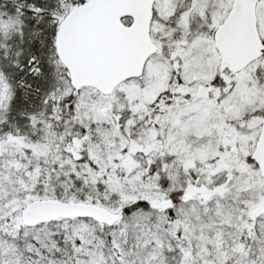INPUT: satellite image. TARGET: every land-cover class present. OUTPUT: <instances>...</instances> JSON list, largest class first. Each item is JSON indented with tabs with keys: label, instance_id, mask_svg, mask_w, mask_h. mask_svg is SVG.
Segmentation results:
<instances>
[{
	"label": "snow or ice",
	"instance_id": "1",
	"mask_svg": "<svg viewBox=\"0 0 264 264\" xmlns=\"http://www.w3.org/2000/svg\"><path fill=\"white\" fill-rule=\"evenodd\" d=\"M0 264H264V0H0Z\"/></svg>",
	"mask_w": 264,
	"mask_h": 264
}]
</instances>
